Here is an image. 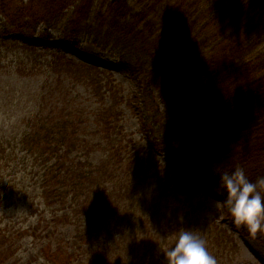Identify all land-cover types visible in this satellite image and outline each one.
Segmentation results:
<instances>
[{"label":"trees","instance_id":"trees-1","mask_svg":"<svg viewBox=\"0 0 264 264\" xmlns=\"http://www.w3.org/2000/svg\"><path fill=\"white\" fill-rule=\"evenodd\" d=\"M209 1L0 0V68L19 73L17 78L56 74L53 92L61 99L57 108L45 110L53 102L41 96L38 111L25 113L26 125L0 135V260L24 235L34 255L48 264H168L164 251L189 227L166 219L148 233L145 226L157 220L145 210L149 194L153 198L168 179L174 189L177 182L192 193L190 185L170 178L180 173L216 187L218 171L237 166L253 181L264 176V0H225L220 8L209 7ZM54 37L73 51L90 42L130 75L141 129L155 151L171 158L172 174L150 164L158 175H141L147 165L137 159L142 149L135 153V141L119 119L123 97L111 73L65 54L37 51L35 42L47 45ZM65 79L84 85L100 104L109 92L110 105L94 114L106 131L97 146L110 147V161L82 149L93 132L87 128L92 117L76 100L79 93L66 100ZM153 88L180 123L165 121ZM17 162L37 168L29 180L38 208L44 207L35 225L18 227L4 212L6 171ZM151 176L158 188H150ZM57 204L61 210L52 211ZM224 211L243 236L251 235L234 223L226 205ZM66 225L64 239L59 227ZM210 232L208 251L217 264L227 263L220 253L229 254L236 244L224 241L225 231Z\"/></svg>","mask_w":264,"mask_h":264},{"label":"rangeland","instance_id":"rangeland-1","mask_svg":"<svg viewBox=\"0 0 264 264\" xmlns=\"http://www.w3.org/2000/svg\"><path fill=\"white\" fill-rule=\"evenodd\" d=\"M194 1L197 2L199 0ZM227 3L228 1L225 0H211L207 4L209 7L220 8ZM203 4L204 2L201 5ZM35 44L39 52L48 50L56 54H65L75 61L97 64L100 68L108 70L111 73L110 77L113 79L115 87L119 90V95L123 97L122 101L118 104V110L120 111L118 116L124 127V131L135 141V153H138L140 148L142 149L139 154L140 157L137 159L142 160L147 165V168L141 175H145L147 178V174L158 175L156 172L160 170H163L162 174H166V172L169 174L173 173L174 165L171 158L166 152L155 151L150 144V139L145 136V133L141 129L140 113H138L139 110L136 108L139 105L131 100L137 88L136 84H134L128 73L115 68L116 59L108 51L102 50L90 42L81 43L73 51L67 48L58 37L49 39L46 43L48 46L37 42ZM22 53H25V51H22ZM23 75L17 78L16 76H19V73H10L9 68H0V135L19 129L21 123L26 125L23 119L24 115H26L25 113H36L38 111L41 96L53 102L52 106L50 104L45 106V110L57 108L59 104L58 100H61L56 96L55 91L53 92V85L59 80L55 77L57 76L56 74L43 75L39 73L36 76L30 77L25 74ZM43 77H48V81ZM54 77L55 79H53ZM70 84V80L65 79L61 86L62 90L68 92L66 100H71L75 96L74 94L79 93L80 96H77L76 100L84 103L83 105L89 109L90 117H92L87 128L94 133L89 132L84 143L80 141L82 149L87 150L92 156L94 155L95 160L105 159L106 161H110L111 159L107 158L109 157L108 152L105 151L110 147L105 146L106 144H103L102 147L97 146L98 141L103 142L105 140L104 134L106 131L103 130V125L101 126L102 122L98 119L100 115L94 114L102 105H110L111 97L108 95L109 92L106 93L107 96L104 98V102L100 104L95 97L87 92L84 85L72 86ZM152 91H154L155 101L159 103L160 111L163 113L165 121L174 120L176 123H180L179 119L176 118L174 113L169 111V107L160 98V91L156 88H153ZM46 92H48L47 95H45ZM41 113L46 114L47 112ZM94 128L99 130L94 131ZM150 164L154 166L156 172L149 170L148 166ZM36 169L32 164H20V162H17L12 163L6 171L7 176H9L8 186L6 192H4L7 196L3 206L6 209L4 212H7L8 217L18 227L23 223L26 226L32 223L34 225L37 224L36 215L39 217V212L44 207L40 205V209L38 208L39 201L35 197V191H33L34 185H32L31 179L29 180V177L33 175V170L36 171ZM173 177H177L178 181L182 184L190 185L193 192L188 194L184 190H180L177 182V189H174L171 184L173 181L168 179L160 185L159 193L153 195V198L149 194L146 197L147 206L145 210L157 217V220H153L145 226L148 233L154 231L156 226L160 227L161 223L168 219L171 223L180 224L199 232L206 241V247H208L209 240H207V237L211 233V229L218 232L225 231L224 241L233 239L232 245L236 244V249L227 255L224 253V256L222 252L220 253L223 263H225L223 261L224 258L227 261L225 264H264V238L259 233L245 237L240 233L239 229L233 226L231 220L224 213V206L220 208L216 206L215 202L222 200L221 194L217 192L218 187L201 184L196 176L190 173H180L177 176H170V178ZM188 178L190 180L189 183ZM151 184V189L159 187L153 176H151ZM110 186L113 185L110 184ZM174 194H177V196ZM31 202H33L32 207H30ZM3 207L1 211L4 210ZM59 210H61L60 204L54 205L52 211ZM44 225L45 222L39 226V229ZM59 229L64 233L62 235L64 239L68 238L70 227L66 225L59 227ZM20 237L23 238L19 242L14 241V247L10 248L11 251L13 250L12 253L9 250L4 252L5 254L2 255L3 260H0V264L49 263L48 259L44 257L37 258L34 255L33 247L30 244L31 238L24 237V235ZM208 252L210 253V250Z\"/></svg>","mask_w":264,"mask_h":264},{"label":"clouds","instance_id":"clouds-1","mask_svg":"<svg viewBox=\"0 0 264 264\" xmlns=\"http://www.w3.org/2000/svg\"><path fill=\"white\" fill-rule=\"evenodd\" d=\"M218 172L217 192L224 199L215 202L217 208L226 205L234 223L249 233H264V191H261L264 176L253 181L240 166ZM164 253L168 264H217L216 258L207 250L205 239L189 228L180 229L174 245Z\"/></svg>","mask_w":264,"mask_h":264}]
</instances>
